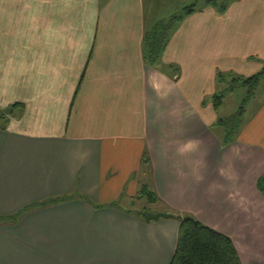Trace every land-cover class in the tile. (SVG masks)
<instances>
[{"label":"crops","instance_id":"crops-1","mask_svg":"<svg viewBox=\"0 0 264 264\" xmlns=\"http://www.w3.org/2000/svg\"><path fill=\"white\" fill-rule=\"evenodd\" d=\"M152 5L0 0V264H171L180 222L143 216L161 212L264 264V94L232 145L211 134L216 70L262 69L264 0L198 9L157 65Z\"/></svg>","mask_w":264,"mask_h":264},{"label":"trees","instance_id":"trees-1","mask_svg":"<svg viewBox=\"0 0 264 264\" xmlns=\"http://www.w3.org/2000/svg\"><path fill=\"white\" fill-rule=\"evenodd\" d=\"M203 1L204 5L216 8L219 13H225L227 11L226 5L221 6L215 0ZM197 4L186 6L169 20L164 22L161 21L151 30L147 31L145 35V54L149 64L157 65L161 62L173 31L186 17L198 11L199 5ZM228 76L234 84L249 88L247 98H252L255 95L257 87L264 79V69L248 78L236 77L234 73H220L218 79L220 82H225ZM222 99V96L214 97L215 107H221ZM238 123L239 124L233 129H237L241 124V120ZM223 125L227 129L231 127L228 121H223ZM232 133H234V131L225 136L226 142L235 139L236 133L233 135ZM144 171L145 173L150 171V160L147 157H145L144 160ZM258 187L264 194V176L259 180ZM142 195L144 197H148L149 195L155 196L154 193L149 192L146 186L142 190ZM167 214L180 222L177 247L171 264H243L232 239L228 236L206 226L193 215H181L178 213ZM146 215L147 214H144L143 216L146 218ZM13 218L14 216L10 218H0V222Z\"/></svg>","mask_w":264,"mask_h":264},{"label":"rangeland","instance_id":"rangeland-1","mask_svg":"<svg viewBox=\"0 0 264 264\" xmlns=\"http://www.w3.org/2000/svg\"><path fill=\"white\" fill-rule=\"evenodd\" d=\"M219 5H226L229 7L230 4H232L236 0H215ZM153 5V13L151 18H155L156 22L158 21H167L170 19L174 14L179 13L182 11L183 8H185L188 5L191 4H197L199 5V10L203 9L205 7L203 0H152ZM178 28V26H177ZM264 57V55H262ZM254 61V63H258L262 65V69H264V58ZM256 59V58H253ZM216 89L217 94L215 96H222V106L220 109H218L216 112L219 119H224L225 121H228L230 129H227L226 127H217L211 130V134L215 136L218 141H220V145L222 147L232 145L231 141L226 142L225 136L228 135V133H231L234 131L235 136L240 134L242 130V126L247 123L251 122L255 119V115L259 112V102L260 98L264 94V81L260 83L261 86H258L255 92V98H247L249 88L243 87L242 85H236L233 83V81L228 76L225 80V82H220L218 79V75L220 73L227 74V73H234L236 77H241V75H238L234 71H220L219 69L216 70ZM214 100V97L212 98ZM239 117V118H238ZM241 120V124L235 128ZM225 128V129H223ZM232 133V135L234 134ZM146 204V203H145ZM148 204V203H147ZM144 205V203H143ZM142 207V204H141ZM140 207V209H142ZM148 211L154 212L157 210L154 206H149L147 209ZM142 211V210H141Z\"/></svg>","mask_w":264,"mask_h":264},{"label":"water","instance_id":"water-1","mask_svg":"<svg viewBox=\"0 0 264 264\" xmlns=\"http://www.w3.org/2000/svg\"><path fill=\"white\" fill-rule=\"evenodd\" d=\"M160 218H170V215L167 213H156V214H152V213H147L146 215V219L148 221H152V220H158Z\"/></svg>","mask_w":264,"mask_h":264}]
</instances>
